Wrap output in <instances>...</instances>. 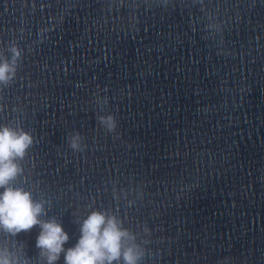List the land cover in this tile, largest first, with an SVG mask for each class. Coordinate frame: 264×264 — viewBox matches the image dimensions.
I'll use <instances>...</instances> for the list:
<instances>
[{"label":"water","instance_id":"95a60500","mask_svg":"<svg viewBox=\"0 0 264 264\" xmlns=\"http://www.w3.org/2000/svg\"><path fill=\"white\" fill-rule=\"evenodd\" d=\"M13 47L0 126L35 138L23 186L66 247L106 210L141 264H264V0H0ZM40 231L0 242L43 264Z\"/></svg>","mask_w":264,"mask_h":264},{"label":"clouds","instance_id":"9594fccd","mask_svg":"<svg viewBox=\"0 0 264 264\" xmlns=\"http://www.w3.org/2000/svg\"><path fill=\"white\" fill-rule=\"evenodd\" d=\"M11 60L0 62V84L7 86L16 75L17 59L21 53L11 48ZM101 121L104 117L100 118ZM109 121L113 117L108 116ZM112 127H115V122ZM71 146L79 147L77 137ZM35 138L22 128L0 126V233L14 238L22 232L41 229L36 238L43 264H58L63 256L64 264H141L143 252L135 237L123 226L122 220L106 210L92 211L86 218H77L80 236L76 244L66 247L69 233L61 221L49 217V202L36 199L33 192L24 187L22 161L34 145ZM147 231V229H146ZM11 239L0 242V264H31L24 257L15 256Z\"/></svg>","mask_w":264,"mask_h":264}]
</instances>
